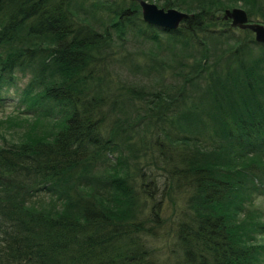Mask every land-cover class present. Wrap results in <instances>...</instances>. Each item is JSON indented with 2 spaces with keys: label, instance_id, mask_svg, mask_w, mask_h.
I'll use <instances>...</instances> for the list:
<instances>
[{
  "label": "trees",
  "instance_id": "16d2710c",
  "mask_svg": "<svg viewBox=\"0 0 264 264\" xmlns=\"http://www.w3.org/2000/svg\"><path fill=\"white\" fill-rule=\"evenodd\" d=\"M145 1L188 17L0 0V102L15 87L52 123L17 143L0 124V264H157L170 196V264H264V45L209 29L220 0ZM240 1L264 25V0Z\"/></svg>",
  "mask_w": 264,
  "mask_h": 264
},
{
  "label": "rangeland",
  "instance_id": "374dc122",
  "mask_svg": "<svg viewBox=\"0 0 264 264\" xmlns=\"http://www.w3.org/2000/svg\"><path fill=\"white\" fill-rule=\"evenodd\" d=\"M153 4H155V3L153 2ZM220 5H222V7H226V8H222L221 10H217V11H215V9H214V10H211L212 12H210L212 14V17L214 15V18L216 19L215 21L212 22L213 25L209 28L211 30L215 29L217 31H222L223 28H224V30L230 29V22L231 21L223 19V15H224L225 10H231L234 8H239V9L245 10V7L241 3L240 0H220L219 4L217 6H220ZM172 9H176L178 11L186 13L185 11L180 10L178 8H172ZM250 23H252V22H250ZM233 30H234V35L239 36V38L246 39V41L249 39L251 40V38L254 39V34L248 30H241L238 28H234ZM242 31H247V32H242ZM247 46H249L248 43H246V47ZM255 54H257V53H255ZM232 66L237 67L234 63L232 64ZM25 82H26V80L19 81L17 86H19V88H22L23 85L25 84ZM2 96H3L4 100L2 102H0V105H2V106H0V124L2 126L1 128L4 130L3 134L5 135L7 140H10L14 143H17V141H19V139H22V137L25 135V133L31 128V125L32 126L35 125L36 128L40 129L41 131H43L45 128L48 130V128L51 127L52 123L50 121L42 120V122L38 124V122L36 120H34L33 118H29L27 120L25 118L26 116L24 114L22 115V114L18 113L20 111L17 109V107H18V104H17L18 94H17V91L15 90V87H10L9 89L4 90L2 92ZM9 120H10V123L8 122ZM5 137H4V140H5ZM170 194L172 195V193H170ZM171 197L172 196H170V199H167V201L165 199L168 206L164 205V207L167 209V211H164V213L159 216L160 217L159 220L161 222L164 221L167 224V227L164 225H160V224H159L160 227H154V230L156 232V234H155L156 238L155 239H156L157 245H150L151 247L153 246L156 253L158 252V255L156 256L157 264H170V261L167 260V254L166 253L168 251V247L172 246V245H167L168 242L170 241V239L165 238L166 237L165 231L167 230L168 226L170 227V225L172 223V217L170 216V213L172 210ZM44 201L38 202V203L31 205V206H32V208L40 209V207H42V206H47V201H49V200H47V198L45 197ZM57 206L59 208L58 203H57ZM255 206L257 209L262 211L263 217H264V197H258L255 200ZM150 221H152V220L150 219Z\"/></svg>",
  "mask_w": 264,
  "mask_h": 264
},
{
  "label": "water",
  "instance_id": "95a60500",
  "mask_svg": "<svg viewBox=\"0 0 264 264\" xmlns=\"http://www.w3.org/2000/svg\"><path fill=\"white\" fill-rule=\"evenodd\" d=\"M138 4L142 20L152 27L159 30H175L182 21L187 19L188 14L176 9H162L153 3L145 0H131ZM223 19L230 20V29L238 28L248 30L254 34L255 42L264 45V25L250 23L247 13L243 9L234 8L225 10Z\"/></svg>",
  "mask_w": 264,
  "mask_h": 264
}]
</instances>
